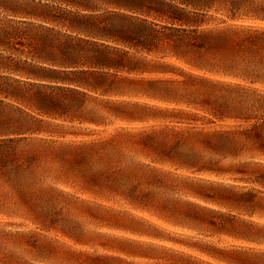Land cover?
I'll return each mask as SVG.
<instances>
[{
  "label": "trees",
  "instance_id": "1",
  "mask_svg": "<svg viewBox=\"0 0 264 264\" xmlns=\"http://www.w3.org/2000/svg\"><path fill=\"white\" fill-rule=\"evenodd\" d=\"M48 263L264 264V0H0V264Z\"/></svg>",
  "mask_w": 264,
  "mask_h": 264
},
{
  "label": "rangeland",
  "instance_id": "2",
  "mask_svg": "<svg viewBox=\"0 0 264 264\" xmlns=\"http://www.w3.org/2000/svg\"><path fill=\"white\" fill-rule=\"evenodd\" d=\"M94 105L93 102H89V106ZM113 120V119H112ZM128 123L125 121H122L120 119L113 120L111 124H108L107 126L101 125L97 126L95 124L90 123H78L75 122V124H69L65 127L68 131H76V132H84V133H93L98 132L100 130H106L111 131L115 127L127 125ZM71 125H74L73 127ZM51 135L48 134V138H50ZM58 136H55L57 138ZM68 138H73L72 135H69ZM49 140V139H48ZM51 148L48 146V192L50 191V187L52 185H57L59 192V200L58 204L55 206H132L128 203V201L125 198L122 197H116L115 200L109 199L102 196H96L88 193H83L80 191H77L75 188L68 186L66 184H56V180H54L53 175L58 172V163L53 160L52 152L50 151ZM201 202H203L201 200ZM211 206H219L216 204H209ZM135 213L140 214L141 216H145L147 218L155 219L151 216V214L147 212H139L135 211ZM156 220V219H155ZM62 237L60 234H58L55 231H48V245L52 242V237ZM49 264V263H48Z\"/></svg>",
  "mask_w": 264,
  "mask_h": 264
}]
</instances>
